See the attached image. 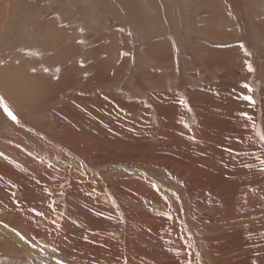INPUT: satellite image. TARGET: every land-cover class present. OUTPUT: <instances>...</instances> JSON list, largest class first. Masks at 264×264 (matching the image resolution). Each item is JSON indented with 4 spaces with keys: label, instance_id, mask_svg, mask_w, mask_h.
I'll list each match as a JSON object with an SVG mask.
<instances>
[{
    "label": "rangeland",
    "instance_id": "obj_1",
    "mask_svg": "<svg viewBox=\"0 0 264 264\" xmlns=\"http://www.w3.org/2000/svg\"><path fill=\"white\" fill-rule=\"evenodd\" d=\"M1 24L0 264H264V0Z\"/></svg>",
    "mask_w": 264,
    "mask_h": 264
},
{
    "label": "bare ground",
    "instance_id": "obj_2",
    "mask_svg": "<svg viewBox=\"0 0 264 264\" xmlns=\"http://www.w3.org/2000/svg\"><path fill=\"white\" fill-rule=\"evenodd\" d=\"M54 29H55V28H54ZM48 30H49L48 28H45V29H44V33H45V34L48 33ZM0 70H1V68H0Z\"/></svg>",
    "mask_w": 264,
    "mask_h": 264
},
{
    "label": "snow or ice",
    "instance_id": "obj_3",
    "mask_svg": "<svg viewBox=\"0 0 264 264\" xmlns=\"http://www.w3.org/2000/svg\"><path fill=\"white\" fill-rule=\"evenodd\" d=\"M251 70V69H250ZM245 99H251L250 97H246ZM243 115H245V116H247V114L245 113V114H243ZM262 139H264V137H262Z\"/></svg>",
    "mask_w": 264,
    "mask_h": 264
},
{
    "label": "crops",
    "instance_id": "obj_4",
    "mask_svg": "<svg viewBox=\"0 0 264 264\" xmlns=\"http://www.w3.org/2000/svg\"><path fill=\"white\" fill-rule=\"evenodd\" d=\"M7 20V18L5 17V19H4V22ZM3 27V24H1L0 25V28H2Z\"/></svg>",
    "mask_w": 264,
    "mask_h": 264
}]
</instances>
